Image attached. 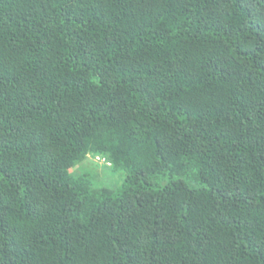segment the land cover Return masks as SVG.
I'll list each match as a JSON object with an SVG mask.
<instances>
[{
	"label": "trees",
	"instance_id": "trees-1",
	"mask_svg": "<svg viewBox=\"0 0 264 264\" xmlns=\"http://www.w3.org/2000/svg\"><path fill=\"white\" fill-rule=\"evenodd\" d=\"M0 264H264V0H0Z\"/></svg>",
	"mask_w": 264,
	"mask_h": 264
},
{
	"label": "rangeland",
	"instance_id": "rangeland-1",
	"mask_svg": "<svg viewBox=\"0 0 264 264\" xmlns=\"http://www.w3.org/2000/svg\"><path fill=\"white\" fill-rule=\"evenodd\" d=\"M95 155H91L88 158V165L97 172L98 177L100 178V182L97 179V183L104 185V186H109L110 188L116 187L118 184H120L124 177H125V171L124 170H118L113 171V168L110 165H107L104 162H99L98 160L95 159ZM93 170V171H94ZM93 172L92 174H96ZM97 176V175H96Z\"/></svg>",
	"mask_w": 264,
	"mask_h": 264
},
{
	"label": "built area",
	"instance_id": "built-area-1",
	"mask_svg": "<svg viewBox=\"0 0 264 264\" xmlns=\"http://www.w3.org/2000/svg\"><path fill=\"white\" fill-rule=\"evenodd\" d=\"M96 160L101 161V162H107L108 164H111L109 161H106V159L100 155H97Z\"/></svg>",
	"mask_w": 264,
	"mask_h": 264
}]
</instances>
